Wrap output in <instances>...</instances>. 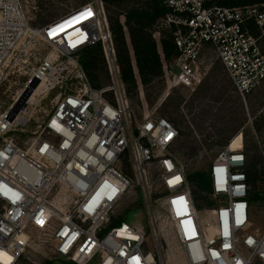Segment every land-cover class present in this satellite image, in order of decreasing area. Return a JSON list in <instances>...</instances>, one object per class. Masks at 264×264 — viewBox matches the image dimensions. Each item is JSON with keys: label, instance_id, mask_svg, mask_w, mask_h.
Wrapping results in <instances>:
<instances>
[{"label": "built area", "instance_id": "built-area-1", "mask_svg": "<svg viewBox=\"0 0 264 264\" xmlns=\"http://www.w3.org/2000/svg\"><path fill=\"white\" fill-rule=\"evenodd\" d=\"M218 1L163 0L162 26L173 31V69L180 70L171 85L195 86L203 76L200 61L213 50L246 98L264 83V4L223 7ZM36 38L62 60L46 56L31 66ZM98 45L111 77L101 88L92 86L81 60ZM24 56L29 82L37 78L38 87L59 91V100L28 150L5 135L28 126L38 87L17 114V101L0 112V264H19L31 244L29 227L40 246L70 264H167L161 229L187 264H264V234L246 230L252 204L244 136L238 146L239 134L232 138L211 163L214 206L201 217L187 167L176 156L179 128L159 107L140 116L126 92L103 0L42 27L31 26L23 0H0V76L11 58L22 62ZM130 194L147 210L155 253L147 249L146 232L123 220L114 225L116 207Z\"/></svg>", "mask_w": 264, "mask_h": 264}, {"label": "rangeland", "instance_id": "rangeland-1", "mask_svg": "<svg viewBox=\"0 0 264 264\" xmlns=\"http://www.w3.org/2000/svg\"><path fill=\"white\" fill-rule=\"evenodd\" d=\"M89 1L91 0H23L32 27H42ZM161 28L165 29L163 26ZM34 40L33 55L28 62L31 66L46 56L53 60L60 57L59 61L62 60L55 48L41 39ZM14 58L10 59L0 76V112L17 101L30 80L31 75L26 67L27 63L24 62L27 57L24 56L22 62H17ZM200 65L203 76L193 87H172L173 75L180 72L178 67L173 69V65L162 78H153L147 83L139 79L138 88L131 99L134 108L141 116L159 107L157 113L168 117L183 132L182 142L175 151L189 172H208L222 147L238 134V142L244 136L249 165L258 162L262 163L260 168L264 167V83L244 98L237 92L224 65L213 50L206 51ZM99 82L104 86L111 83L107 66L101 72ZM31 99L36 105L32 106L33 116L28 126L19 127L17 131L5 135L23 150H28L32 140L55 110L59 91L47 92V87L40 85ZM28 155L45 166L50 165L34 150H30ZM253 196L254 213L246 230L258 228L260 235H263L264 178L256 181ZM135 202H138L137 197L130 194L119 203L113 219L114 225H119L123 220L138 231L146 232L147 249L155 253L147 210L144 206H137ZM199 203L201 217L206 218V210L213 207L214 202L212 206H207L206 202L200 199ZM27 233L32 240L21 264H45L48 260H56L57 263L64 261L53 250L38 244L36 229L29 227ZM161 236L165 246L166 263L187 264L179 244L162 229ZM239 249L245 256L249 254L242 244ZM91 264H97V261ZM253 264L263 262L255 260Z\"/></svg>", "mask_w": 264, "mask_h": 264}, {"label": "trees", "instance_id": "trees-1", "mask_svg": "<svg viewBox=\"0 0 264 264\" xmlns=\"http://www.w3.org/2000/svg\"><path fill=\"white\" fill-rule=\"evenodd\" d=\"M103 2L116 45L122 80L129 98L132 99L140 80L147 83L153 78L164 77L178 56L173 31L161 28L168 10L162 5L163 0H103ZM262 4L264 0L218 1V5L223 7ZM81 58L92 86L103 87L104 85H100L99 82L101 72L106 69L102 47L98 45L84 50ZM179 131L176 147L181 144L183 137V132ZM261 164L256 162L250 166L248 162L246 172L251 186L250 201L254 200L253 190L256 181L264 178V167L260 168ZM187 178L193 189L197 207H201L200 199H203L207 206H212L208 172H189L187 169ZM23 258L24 256L20 258L19 264ZM45 264L70 263L48 260Z\"/></svg>", "mask_w": 264, "mask_h": 264}, {"label": "water", "instance_id": "water-1", "mask_svg": "<svg viewBox=\"0 0 264 264\" xmlns=\"http://www.w3.org/2000/svg\"><path fill=\"white\" fill-rule=\"evenodd\" d=\"M40 81L37 78L32 79L24 92L17 99L16 106L14 107V114H17L21 109L26 107L27 100L30 98L34 90L38 87Z\"/></svg>", "mask_w": 264, "mask_h": 264}, {"label": "bare ground", "instance_id": "bare-ground-1", "mask_svg": "<svg viewBox=\"0 0 264 264\" xmlns=\"http://www.w3.org/2000/svg\"><path fill=\"white\" fill-rule=\"evenodd\" d=\"M75 27H76V26H74V27H68L67 29L63 30V31H64L63 34L68 33L69 31H71V30L74 29ZM238 145H240V142H238V141H235V142L233 143V146H238Z\"/></svg>", "mask_w": 264, "mask_h": 264}, {"label": "crops", "instance_id": "crops-1", "mask_svg": "<svg viewBox=\"0 0 264 264\" xmlns=\"http://www.w3.org/2000/svg\"><path fill=\"white\" fill-rule=\"evenodd\" d=\"M248 162H249V161H248ZM250 197H251V194H250ZM253 202H254V200H253V201H251V204H252V208H251V218H252V216H253V213H254V212H253V208H254V207H253Z\"/></svg>", "mask_w": 264, "mask_h": 264}, {"label": "snow or ice", "instance_id": "snow-or-ice-1", "mask_svg": "<svg viewBox=\"0 0 264 264\" xmlns=\"http://www.w3.org/2000/svg\"><path fill=\"white\" fill-rule=\"evenodd\" d=\"M178 179V178H177Z\"/></svg>", "mask_w": 264, "mask_h": 264}]
</instances>
